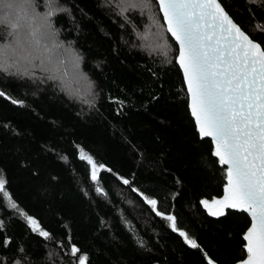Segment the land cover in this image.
I'll use <instances>...</instances> for the list:
<instances>
[{
    "label": "trees",
    "instance_id": "obj_1",
    "mask_svg": "<svg viewBox=\"0 0 264 264\" xmlns=\"http://www.w3.org/2000/svg\"><path fill=\"white\" fill-rule=\"evenodd\" d=\"M218 1L264 50L262 3ZM24 4L56 35L48 50L28 48L39 56L32 64H13L14 58L0 65V91L9 97H0V178L17 205L8 208L0 194V264H237L246 258L249 216L228 210L213 218L204 209L223 195L227 171L212 141L200 137L178 47L157 2L145 10L128 9L125 0H0L1 50L13 47L4 36L7 19L21 17L24 33ZM55 47L70 52L74 75L90 86L88 98L70 94L55 78L72 71L68 60L67 71L54 64ZM43 66L58 70L49 74ZM81 150L96 165L95 180ZM146 198L156 201L155 209ZM167 216L176 217L178 231Z\"/></svg>",
    "mask_w": 264,
    "mask_h": 264
},
{
    "label": "snow or ice",
    "instance_id": "obj_2",
    "mask_svg": "<svg viewBox=\"0 0 264 264\" xmlns=\"http://www.w3.org/2000/svg\"><path fill=\"white\" fill-rule=\"evenodd\" d=\"M125 2L128 9L148 10L152 0ZM257 2L264 6V0H249L252 4ZM158 3L167 31L180 45L179 63L199 131L202 136L213 139L215 155L221 164L228 166V196L214 203L250 215L251 227L244 237L247 255L240 264H264V50L233 23L217 0H158ZM20 19L5 21L13 30L15 44L0 51V65H6L13 58V64L19 61L32 64L39 56H34L28 48L48 50L47 41L56 35L47 24L42 25L44 31L35 29L21 35ZM0 97L9 98L3 91ZM80 158L92 166L95 180L96 165L91 157H86L81 150ZM0 193L8 198L12 208L17 207L5 190L4 179H0ZM146 200L156 208L155 200ZM165 218L171 222L172 230L178 231L176 217ZM26 219L33 231L48 237L34 219ZM179 235L191 247H198L186 232L179 231ZM71 251L75 255L78 249L72 247ZM79 264H86L85 259H80Z\"/></svg>",
    "mask_w": 264,
    "mask_h": 264
},
{
    "label": "rangeland",
    "instance_id": "obj_3",
    "mask_svg": "<svg viewBox=\"0 0 264 264\" xmlns=\"http://www.w3.org/2000/svg\"><path fill=\"white\" fill-rule=\"evenodd\" d=\"M18 3L21 5L20 2H18ZM26 7H27V13L28 14H26L24 19H22V23L25 24V30H24V33L22 35H25L29 31L35 30V29H39V30L42 29L44 31L45 29L42 28V25H44L43 24V17L35 16L34 13L29 10L27 4H24V8H26ZM153 25H154L153 36H157L158 32H159V30H158L159 25L158 26H157V24H153ZM29 27H30V29H29ZM5 28L7 31L4 34V36H5V38L9 37V41H7V40H5V41H7L8 44H11V46H14L15 36L13 34L12 28L8 25H6ZM159 29H160V27H159ZM7 48L10 49V47H7ZM57 48L58 47H55L53 49V54H52V56L54 55V58H55L54 64H59V66L61 68L66 70L63 67V65L69 61L68 59L70 58V55H69L70 52H68L69 54L67 55V51H63V49H61V48L58 50ZM30 49H31V47H30ZM0 51H2V50L0 49ZM66 60H68V61H66ZM9 61L11 62L12 60H9ZM69 63H70V69H72L71 75L68 74L66 77H63V76L57 74V76H55V78L59 81V84L61 85V87L63 89H65L67 92H69L70 94L75 95V96L80 95L81 98H84V99L88 98L89 97L88 94L90 95V86L88 87V85H86L83 82H82V84H84V85L81 84L80 80L76 78V75H74L75 71H77V69H78V66L76 64H73V62L71 63V61H69ZM43 69L47 70V72H49V74L54 73L58 70L56 67H53V66H49V67L43 66ZM51 75H53V74H51ZM0 194L3 198L4 204L8 208H11V204L9 203L8 198L4 197L2 193H0Z\"/></svg>",
    "mask_w": 264,
    "mask_h": 264
},
{
    "label": "water",
    "instance_id": "obj_4",
    "mask_svg": "<svg viewBox=\"0 0 264 264\" xmlns=\"http://www.w3.org/2000/svg\"><path fill=\"white\" fill-rule=\"evenodd\" d=\"M156 2H157V4H158V7H159V3H158V0H155ZM217 3H219V1L217 0ZM220 4V3H219ZM221 5V4H220ZM221 7H222V5H221ZM223 8V7H222ZM224 9V8H223ZM159 11H160V9H159ZM225 11V10H224ZM225 13H226V11H225ZM160 14H161V16H162V19H163V22H164V25H165V27H166V31H167V24H166V22H165V20H164V16H163V12H161L160 11ZM227 14V13H226ZM228 15V14H227ZM229 16V15H228ZM229 18L232 20V18L229 16ZM233 21V20H232ZM233 23L237 26V27H239L234 21H233ZM240 28V27H239ZM241 29V28H240ZM242 31V30H241ZM243 32V31H242ZM167 33H168V35L174 40V42L176 43V45H177V47H178V56H177V64H178V66H179V68H180V70H181V72H182V76H183V80H184V83H185V87H186V91H187V94H188V98H189V110H190V112H191V114H192V110H191V97H190V94H189V92H188V86H187V82H186V80H185V77H184V72H183V69L181 68V66H180V63H179V55H180V45H179V43L176 41V39L171 35V33H169L168 31H167ZM244 33V32H243ZM245 34V33H244ZM246 35V34H245ZM250 39V38H249ZM251 40V39H250ZM252 41V40H251ZM252 42H254V43H256L255 41H252ZM256 44H258V43H256ZM259 45V44H258ZM260 46V45H259ZM261 48V47H260ZM262 50V49H261ZM192 116H193V114H192ZM194 117V116H193ZM194 120H195V123H196V126H197V129H198V132H199V134H200V137L201 138H203V139H210L211 141H212V143H213V145H214V148L216 149V146H215V142L213 141V139L210 137V136H202L201 135V133H200V131H199V127H198V125H197V122H196V118L194 117ZM225 166V168H226V171H228V166L227 165H224ZM228 187H229V185H228V178H227V185H226V188H225V191H224V193H223V195L221 196V197H219V198H217V199H215L214 201H212V202H209V203H207V206H205V204H204V209L206 210V212L208 213V215L209 216H211V217H213V218H218V217H221V216H223L224 214H225V212L226 211H228V210H232V211H240V210H238V209H235V208H230V207H224L222 204H219V203H214V202H217V201H223L224 199H225V197L226 196H228V192H227V189H228ZM221 213H223V214H221ZM248 216H249V218H250V226H249V228L251 227V223H252V221H251V217H250V215L247 213V212H245ZM248 228V229H249ZM248 229H247V231H248ZM247 231L245 232V234L247 233ZM246 241V240H245ZM246 244H247V241H246ZM237 264H240V263H237Z\"/></svg>",
    "mask_w": 264,
    "mask_h": 264
}]
</instances>
